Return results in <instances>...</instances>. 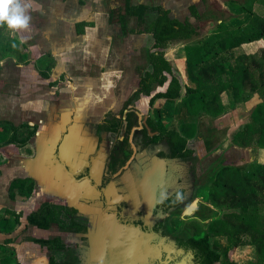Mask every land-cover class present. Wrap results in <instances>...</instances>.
Returning a JSON list of instances; mask_svg holds the SVG:
<instances>
[{"label": "trees", "instance_id": "16d2710c", "mask_svg": "<svg viewBox=\"0 0 264 264\" xmlns=\"http://www.w3.org/2000/svg\"><path fill=\"white\" fill-rule=\"evenodd\" d=\"M249 3L251 6L246 7L235 0L228 2L237 10L250 15L249 26L246 30H242L244 34L230 36L226 21L216 18V21L221 23L210 41L202 46L187 45L183 48L187 84L180 72L165 60L163 50L171 42L188 41L197 35V31L188 20L172 19L169 10L162 5H133L130 0H125L124 6L111 16L112 20L122 26L124 34L134 32L129 25L130 20L133 19L137 22V34L152 36L153 44L148 52V63L143 68L140 81L141 92L152 96L151 106H156L149 126L154 131H165L160 111L167 103L172 104L177 100L181 101L180 112L188 118V120L182 119L178 130L167 133L166 142L171 149L167 159L170 163L175 158L186 160L185 158L195 156V140L199 137L205 138L197 123L191 121L192 118L205 115L219 118L229 110L244 107L255 96L262 97V101L254 106L246 124L235 131L230 139L234 146L242 149L264 150V47L252 56L245 57L243 61L239 60L241 64L237 69L228 68L226 66L228 60L223 57L243 45L264 41V13L258 10L264 8V0H251ZM189 11L191 14H196V6H190ZM152 14H156L157 17L151 19ZM10 30L7 24L0 26V61L11 54L16 56L18 63H22L27 60L24 45L10 37ZM167 81L168 86L164 91L152 95L154 83L164 85ZM223 98H226V102ZM127 119L129 121L127 129L130 131L137 123L136 114L128 113ZM118 122L121 125V122ZM140 135L144 137L143 139L152 142L146 128L140 131ZM17 141L15 135L8 137L7 134L4 136L0 133V144L8 145ZM21 141L26 142V140ZM125 142L127 139L124 140ZM124 143H119L118 146H123ZM205 145L207 150L212 149L210 140L206 142L205 139ZM130 154V151L123 153L120 158L114 155L112 161L124 165ZM188 163L182 161L172 164L173 167H180L183 170L184 180L187 178L188 170L182 164ZM29 179L31 178H17L11 182L12 199L31 195L33 185L27 186ZM202 197L208 200L212 207L209 212L215 216L211 217L206 227L198 224L199 237L194 239L198 246H203L199 264H236L229 260V252L233 248L246 245L243 237L249 235L258 239L257 243L256 241L248 243H255L259 260L264 264V164L247 169L235 166L222 167L211 176V184ZM220 212L223 213L221 217L218 214ZM20 218L21 214L11 210H6L0 216L2 229L7 235H12L19 228ZM27 222L43 231L49 230L54 224L64 227L61 209L52 208L49 203L42 204L36 211L30 213ZM217 237L227 238L228 246L222 245L217 240L212 243L211 239ZM36 241L49 247L48 256L52 261L56 258L72 261L78 258L73 256L72 247V250L66 248L58 240L37 239ZM9 243L7 239L4 247H0V264H12L14 251L7 247ZM2 252L4 255L1 254Z\"/></svg>", "mask_w": 264, "mask_h": 264}, {"label": "flooded vegetation", "instance_id": "af4514ba", "mask_svg": "<svg viewBox=\"0 0 264 264\" xmlns=\"http://www.w3.org/2000/svg\"><path fill=\"white\" fill-rule=\"evenodd\" d=\"M25 54L28 58V53L25 52ZM17 64L21 63H18L17 60ZM19 68L21 69L22 67ZM38 75L46 79L52 78L51 74L45 72L38 73ZM20 80L22 81V78L15 84L16 87L10 91V96H12L10 101L0 98V110L2 106H7L10 109L12 107L11 111L14 112L15 106L24 98H21ZM30 84L32 85L31 82L28 83V85ZM49 84L51 86L46 89L45 95L48 97L51 95V91L55 92V94L51 95V97L49 96L50 99L47 98L48 101H45L42 94L40 100L35 102L36 104L33 103L34 101L31 103L33 104L31 106H36L35 108L31 106L29 108L21 107L20 103L17 106L20 108V115L14 117L7 114V117L10 118L0 121L4 124V128L0 133L4 136L7 134L8 137L15 135L18 141L14 144L22 149L27 148V150L31 151L32 146L30 145L33 140L37 147V139L43 133L41 128H52V133L49 131L46 136L49 138V135L56 134L58 141L55 146V152L56 154L60 153L62 147L61 151L64 154L67 153V157L69 156L71 145L68 146L65 153L63 142H65L66 136H68L66 138L67 142L76 137H82L83 140H85V137L96 139L98 140V152L103 149L104 146L102 144L106 145L108 143L107 139L111 138L108 134L115 133L116 136H113L108 144L109 146L112 143L109 147L107 162L103 166L99 162L97 163V168H94V177L96 178H92L91 174H89L92 169L90 164L83 165L75 161L68 164V159L64 160L62 157H56L53 153L48 155L50 156V166L53 165V168L61 169L66 181L69 183L67 184L68 188L61 190L60 193L55 190L53 184L50 183L49 185L51 195L47 198L46 203H49L52 208L61 209V220H63L62 224H64V227L60 224H54L50 229L58 226L70 234L79 236V240L72 243H63L58 237L48 239L51 241L58 240L66 248L71 249L72 247L73 256L78 257L76 260L73 259L74 261L57 258L52 261L48 256L49 247L34 239L36 244L46 249L48 257L46 264H199L203 246L199 245V247L194 237H196L198 224L201 225L203 222V208L208 205L199 199L189 202L192 198L191 190L194 187L193 181L188 179L189 169H187V178L184 180L183 176L185 173L183 170L180 167H173L171 164L174 162L182 163V161H187L189 158H185L186 160L175 158L171 163L167 159V154L170 153L171 149L166 142V136L171 130L154 131L149 126V121H151L152 117H149L146 124L144 123L139 129L138 116L136 115L137 123L134 127L137 129L132 136L134 127L128 131L129 121L127 115L125 120L122 118L130 104L126 102L125 109L121 112L119 118H116L115 115H108L105 121L101 123L95 120L94 130L90 131L88 129L86 131L85 127H81L85 119L83 118L82 121L78 122L82 113L79 112L78 114V106L77 109H74L71 92L68 88L59 87L52 90L53 85H57L53 84V82ZM38 102L40 103L38 104ZM155 108L156 106H154L153 111ZM131 112L133 111L131 110ZM118 121L121 122V125H119ZM124 126L125 131L123 132ZM5 128L6 130H4ZM145 128L148 137L152 139L151 143L140 135V131ZM125 139H127V142L124 143ZM21 140H26V142ZM161 141L167 146V152L163 148L157 147ZM122 142L124 145L118 146ZM1 145L5 146L6 144ZM80 147L81 145L77 146L78 149L76 148L75 154L79 153ZM149 150V153L159 159L160 163H156V165L154 163H137L135 154ZM129 151L131 152L130 157L124 165H121L122 163L120 162L112 161L114 155L120 158L123 153ZM98 152H94L93 155ZM73 159L75 160V157ZM63 161H66V164H62ZM66 170L72 173L77 181L72 179ZM187 170L184 169V171ZM168 173H171L169 178H167ZM28 185H33V192L31 193L33 194L36 182L33 179H29ZM71 186L79 187V189L72 191ZM90 188H93V194H91L92 190ZM196 201H198V206L193 211V215H186V211ZM37 209L38 207L29 211L25 217L27 224L25 229L43 231L29 225L27 222L28 215ZM15 213L21 214V222L26 212L19 210ZM182 223L184 227L180 230ZM150 237H152L151 241L149 240ZM113 238H117L119 242L114 243ZM91 241H95V246H97V250L95 249L96 257H93L92 252H90ZM9 244L7 245L8 248H10ZM69 249L67 250L69 251ZM68 251L67 253H69Z\"/></svg>", "mask_w": 264, "mask_h": 264}, {"label": "rangeland", "instance_id": "374dc122", "mask_svg": "<svg viewBox=\"0 0 264 264\" xmlns=\"http://www.w3.org/2000/svg\"><path fill=\"white\" fill-rule=\"evenodd\" d=\"M166 1V6L170 8H173L174 12L172 14V17L182 19L184 21L188 20V22L195 28L197 31V35L193 36L188 41H180V42H171L169 43L163 50L164 57L171 60V67L176 68L180 74L182 75L184 82L187 84V73H186V63L185 65L181 64V61L186 62L185 53L183 48L187 45H199L202 46L203 44L210 41L211 37L214 35V31L217 29V26L221 23L220 21H216L218 18L223 19L226 21V27L229 30V35H237V34H244L242 30H246L250 23V15L244 12H241L237 10L235 7L228 4L229 0H164ZM239 4H242L246 7L251 6L250 1L251 0H235ZM24 4L30 5V0H22ZM153 4L149 6H158L162 2V0H153L151 1ZM150 1L148 2V4ZM155 3V4H154ZM195 5L197 9L196 14H191L189 11V7ZM30 7L27 9L26 14L30 16V22L29 27L27 29H11L10 30V37L18 40L21 44L24 43V41L27 42V44L31 43V37H34L36 34L35 25L38 23L37 19L32 16L35 13H31ZM260 13H264L263 9H258ZM157 17L156 14L151 15V19ZM217 18V19H216ZM36 22V23H35ZM32 24V26H31ZM35 24V25H33ZM151 38V37H149ZM152 38L149 39V43L145 44V48H149L150 45H152ZM264 47V41L252 43L243 45L238 49H235L232 53H227L223 57L228 60L226 63V66L228 68L237 69V67L241 64L240 61H243L245 57L252 56L253 54L257 53L261 50V48ZM30 48H27L24 46V52L29 51ZM35 50V49H34ZM28 53V52H27ZM29 58L27 60L30 61V58L32 56L37 55V52H31ZM36 53V54H35ZM148 56V55H147ZM33 57V59L35 60ZM136 58V56H135ZM243 58V59H242ZM180 60V61H179ZM240 60V61H239ZM24 61L21 64H17V58L14 55L8 54L7 57L2 59L0 61V98H3L6 100H11L12 96L10 91L12 88H15L20 78H22L21 83V98L24 97L21 102H18L21 107H30V100L36 101L40 100V96L43 94V98H45V101H48L50 99L51 95L48 97L46 94V89L50 88V84L46 85L45 78L43 76H39L34 71L29 70L32 67H30V62ZM42 62H46L47 60H42ZM146 62V61H145ZM144 62V63H145ZM48 64V63H47ZM20 65V66H19ZM22 65V66H21ZM53 65V64H51ZM49 66V65H48ZM19 67H22L21 69ZM42 70L45 71L44 67H42ZM143 74V68L141 69V73L136 76L138 80L142 78ZM27 77V78H26ZM30 79H29V78ZM30 80V81H29ZM66 78L62 77L58 82H56L57 87L61 84H63L60 87H65V84H67ZM38 85H36V82H38ZM52 81V78H51ZM48 81V82H51ZM31 82L32 85H28V83ZM43 84V85H42ZM43 86V87H42ZM46 86V88H45ZM168 86V81L164 85H160L158 83L154 84L152 95L157 94L159 91H164ZM37 88V89H35ZM42 88V90H41ZM45 88V89H44ZM32 90V91H31ZM38 90V91H37ZM40 90V91H39ZM42 92V93H40ZM49 92V91H47ZM118 101H119V114L120 117V111L125 109V104L128 102L129 106L127 111L124 112L122 118L123 120L126 119L127 113L131 112V110L138 116V128L140 129L142 125L145 123V120L148 116H153V108L151 106V98L152 96H147L144 93L141 92V86H132L131 88L126 91H119L118 92ZM73 100L74 105L78 103L76 100H74L73 96L71 97ZM224 100L226 98H223ZM262 97L255 96L252 100H250L244 107H237L234 110H229L227 113H225L223 116L219 118H212L209 116H201L198 118H192L191 121H195L197 125L200 128V132L203 133L205 138L199 137L195 140V148H196V155L187 159L186 162H189L188 164H182V166H186L187 169H189V176L188 179L193 181L194 187L191 190L192 198L189 200V202H194L195 200H200L201 202H205L208 207L205 206L203 208V222L201 226L206 227L208 223L211 221V217L215 215H211L209 210H212V207L210 206V203L208 202L205 197H202L205 190L208 189L209 185L211 184V176H214L222 167L224 166H235L240 167L242 169H247L252 166H256L258 164H264V150L258 149V148H247L242 149L239 147H236L231 142L230 136L237 131L238 129L242 128L246 122L249 119V115L252 112V109L254 106L262 101ZM29 102V103H28ZM226 102V100H225ZM40 102H38L39 104ZM36 104V103H35ZM33 105V104H32ZM77 105V104H76ZM17 106H15V111L12 112L11 109L7 106H2V109L0 110V121H4V119H9L10 117H7V114L17 117L19 114V109ZM180 106L181 101L177 100L175 103L169 102L167 103L163 109L160 111L161 120L162 123L165 125V131L169 130H178L181 121L183 118L187 119L186 116L183 115L182 112H180ZM32 108H35L31 106ZM79 108V107H78ZM74 109H77V106H74ZM88 107L85 108L82 106L79 109H77V112L83 113V111H87ZM114 111H118V109H115ZM114 116L112 113L109 114V116ZM98 119V118H97ZM95 118H85L84 123L81 124V127H85L86 131L89 129L90 131L94 130L93 126L94 123L97 120ZM93 120V121H92ZM14 123V122H13ZM11 123V124H13ZM126 125V123H124ZM3 122H0V131L4 128ZM45 128V127H44ZM137 128H134V130ZM132 130V133L134 132ZM212 130V131H211ZM49 131L52 133V128L43 130V133L40 137L37 139V147L35 146L36 143H33L30 145L32 146L31 151L27 150V148H20V146H17L14 143H11L9 145H1L0 151L3 152V150H9L12 153L10 160L6 158H2L0 155V167L3 169H9L8 165H5L7 162L11 164V169H14V166L18 165L20 161H23V164H27L28 162L26 160H29L31 156L35 157L36 149L37 152L43 151V153L46 155L48 153H53L56 155V157H62L64 160L67 159V156L62 154L63 151L62 147L60 150V153L56 154L55 152V146L57 143V137L56 134L49 135V138L46 136ZM125 131V126L123 127V132ZM89 132V131H88ZM88 135V134H87ZM140 136V135H139ZM68 136L65 137V142L63 146V150L66 152L68 149V146H70L69 150L73 149V151L70 150L69 156L72 160H68V164H71L73 161L80 162L83 165L90 164L91 165V171L89 174H91V177L93 178L95 176L94 168H97V163L100 162V164H103L107 162L108 160V154L110 148L108 147V144L110 142V138L107 139L108 143L102 144L104 147L101 149L100 152H98L97 145L98 140L93 138L85 137V140H83L82 137H76L73 140H69L68 142L66 140ZM205 139L206 142L210 140L212 144V149L207 150V146L205 145ZM114 140V139H113ZM61 142V143H62ZM67 143V144H66ZM85 144V145H84ZM63 145V144H62ZM78 145H81L80 151L78 154H75V150ZM159 148H163L165 152L168 151L167 146L162 141L157 145ZM15 148V149H13ZM30 148V147H29ZM28 148V149H29ZM78 149V148H77ZM94 152H98L97 154L93 155ZM149 151H145L143 153L135 154L137 163L141 162L144 164L148 163H160L159 159L155 158ZM37 156V155H36ZM75 157V160L73 159ZM33 158V157H32ZM25 161V162H24ZM43 163V162H42ZM62 164H66V161H63ZM173 164V163H171ZM95 166V167H94ZM101 166V167H102ZM184 166V167H185ZM32 170H34V166L30 165ZM51 168H53V165H51ZM157 168V167H154ZM103 169V168H102ZM0 171V176L4 173ZM55 172V173H54ZM54 172H45L49 175V178L53 176H56V179L52 181V184L54 185V188L58 193H60L61 190L68 188V181H66V177L63 174V171L59 168H55ZM10 173V172H9ZM4 173V174H9ZM43 173V178L46 177V174ZM99 173V170H98ZM12 175H18L20 174L18 171H12ZM23 174V172H21ZM79 175V174H78ZM171 173H168L167 178ZM25 176V175H24ZM127 176V175H125ZM124 176V177H125ZM2 176L0 177L1 180ZM53 178V177H52ZM96 178V177H94ZM3 184V182H2ZM8 187V184H7ZM72 191H77L79 187H70ZM39 189V188H38ZM36 190V193L31 194V196H28L24 199H20L19 197H16L15 199L18 202V207L20 210L24 211V217H22V225L15 231L17 234L20 232L21 235L16 239V242H21V254L14 252L16 255L15 258H19L22 261V264H46L48 261L46 249L42 248L39 244H36L34 242V239H52L55 237H58L61 239L63 243H72L79 240V236H75L73 234H70L69 232L59 228L58 226H54L49 231H33L32 229H24V227L27 226L25 217L29 213V211H32L35 208H39L42 204L46 203L47 198L50 197V194L45 196L42 194L41 190ZM93 188H90L92 190ZM49 190V189H48ZM49 192H51L49 190ZM94 191L92 190L91 194H93ZM36 203V204H35ZM11 205V203H9ZM14 206H17L15 203H13ZM221 217L223 215L222 212L218 213ZM183 217V215H181ZM206 225V226H205ZM184 227V224L182 223L180 225V230ZM14 232V233H15ZM13 235V234H12ZM16 235V234H15ZM197 238L199 237V234L196 233L195 235ZM257 238V237H256ZM149 240H152V237L149 238ZM214 240L220 241V243L224 246H228L227 238L225 237H217L215 239H211V242L213 243ZM243 240L246 242V245L238 246L236 248H233L230 250L228 258L230 261L236 263V264H262L259 260V252L256 248L255 243H257L258 239H255L253 235L245 236L243 237ZM250 241L255 242L248 243ZM10 247V244H9ZM97 246H95V241L90 242V252H92V256L96 257V249ZM20 249V248H19ZM96 249V250H95ZM13 257V258H14ZM12 258V260H13ZM14 260H17L15 259ZM43 261V262H41Z\"/></svg>", "mask_w": 264, "mask_h": 264}, {"label": "crops", "instance_id": "0c3cea01", "mask_svg": "<svg viewBox=\"0 0 264 264\" xmlns=\"http://www.w3.org/2000/svg\"><path fill=\"white\" fill-rule=\"evenodd\" d=\"M130 1L133 5L153 4L151 2L153 0ZM149 1L150 3L148 4ZM124 3L125 0H30V11L31 13H35L32 16L35 18V21L37 19L38 23L36 25L33 24L36 31L34 35L35 39L31 37L30 44H27L26 41L22 44L30 48L29 51H26L28 55L32 54L31 52H37L36 58L32 56L30 61L27 60V62H30L29 64H32L30 65L32 68L29 70L34 71L37 75L43 72L51 74L52 81L45 78L46 84L50 83L48 81L56 84L54 82L59 81L62 77L66 78L67 84L65 86L71 92V97L73 96L74 100L78 102L74 106H78L79 108L82 106L84 108L88 107L86 112L83 111L78 122L82 121L83 118H98L97 121L101 123L105 121L110 113L119 118V114H117L119 112L118 92H124L129 87L139 86L140 84L141 78L138 80L136 76L141 73V69L148 63L147 55L152 45L147 49L145 48V44L149 43V39L152 36L137 34V22L133 19L130 20L129 25L130 29L134 30V32L131 31L127 34H124L122 26L118 22L112 20V14L121 9ZM160 5L168 9L172 17L173 8L167 7L164 0H162ZM172 19L178 18L172 17ZM42 60H47L48 64L42 62ZM165 60L171 63V60L166 58V56ZM184 63L186 62L181 61L182 65H185ZM42 67H44L45 71L42 70ZM38 83L39 81L36 82L35 86ZM62 85L60 84L58 87L53 85L52 90ZM50 94L54 95L55 92L51 91ZM32 102L31 100L30 104ZM115 109H118V111H114ZM122 111L123 109L120 113ZM149 117L146 119L148 120ZM147 120H145V124ZM44 129L46 128H41V131ZM108 136H111L110 139L112 140L116 134L111 133ZM40 152L43 151L41 150ZM37 154L38 152L35 153V157ZM49 154L51 153L46 155ZM0 155L1 160L6 157L10 160L8 157H11L12 153L7 149L3 150V152L0 151ZM35 157L31 156L29 160L33 161ZM69 158L68 156L67 159L69 160ZM42 162L40 160L38 163V158L36 159L35 164L37 169H34L35 171L38 170V166L40 169L44 168L47 172L55 170V168H51L48 161L45 166ZM5 165H8L5 167L9 169L5 168L2 171L0 167V171L10 173L8 175L4 173L1 175L0 216L7 209L15 212L20 210L18 202H16L17 200L10 198L9 188L11 182L17 178L32 175V171L34 172L30 167V165H33V162L31 164H23V161H20L18 165L14 166V169H11L9 162ZM12 171H18L20 174L12 175ZM53 179L55 180L56 176H53ZM49 185V180L44 184L43 182L36 183L34 192L36 193V190L39 188L38 190H41L45 196L51 195ZM21 198L24 199L23 197ZM13 203L17 206H14ZM20 235V232L18 234L15 232L10 236L7 235L2 229L0 220V247H4L5 241L8 239L10 241V249H13L15 254H21V242H16V239ZM1 254L4 255V252ZM15 254L14 256L16 257ZM14 258L12 264H22L21 259L15 258L17 260H14Z\"/></svg>", "mask_w": 264, "mask_h": 264}, {"label": "clouds", "instance_id": "9594fccd", "mask_svg": "<svg viewBox=\"0 0 264 264\" xmlns=\"http://www.w3.org/2000/svg\"><path fill=\"white\" fill-rule=\"evenodd\" d=\"M29 7L22 0H0V26L7 24L9 29H27L31 19L26 14Z\"/></svg>", "mask_w": 264, "mask_h": 264}, {"label": "water", "instance_id": "95a60500", "mask_svg": "<svg viewBox=\"0 0 264 264\" xmlns=\"http://www.w3.org/2000/svg\"><path fill=\"white\" fill-rule=\"evenodd\" d=\"M148 128V127H147ZM149 129V128H148ZM150 130V129H149ZM49 157L50 156H48V155H45L43 152H38V154H37V156L34 158V160L33 161H30V160H26L28 163L27 164H31V162H33V166H34V168L35 169H37L36 167V159L38 158V163L40 162V160L41 161H43V165L45 166V164L47 163V161L50 163V160H49ZM40 159V160H39ZM130 164V163H129ZM35 172V174H33ZM34 172L32 171V175H27V177H22V178H31V179H33L36 183H42L43 182V184L47 181V180H49L50 181V183L52 184V181H54V179L52 178V177H50L49 178V175L47 174V173H45V172H47L44 168H42V169H40V167L38 166V170H34ZM66 172L69 174V176L72 178V179H74V180H76V178L73 176V174L72 173H70V172H68L67 170H66ZM43 173H45L46 174V177L44 178V179H42L43 178ZM77 181V180H76ZM197 206H198V201H196L192 206H191V208L190 209H188L187 211H186V215H193V211L195 210V209H197ZM116 236V235H115ZM114 236V237H115ZM113 242L114 243H117V242H119V240H117V238H113Z\"/></svg>", "mask_w": 264, "mask_h": 264}]
</instances>
